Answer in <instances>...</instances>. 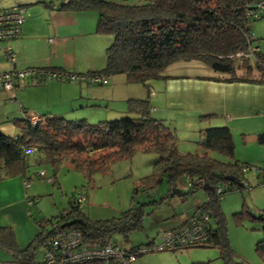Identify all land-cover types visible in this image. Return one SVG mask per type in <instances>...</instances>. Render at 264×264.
Returning a JSON list of instances; mask_svg holds the SVG:
<instances>
[{"label": "trees", "instance_id": "trees-1", "mask_svg": "<svg viewBox=\"0 0 264 264\" xmlns=\"http://www.w3.org/2000/svg\"><path fill=\"white\" fill-rule=\"evenodd\" d=\"M262 1L145 0L142 3H122L113 0H63L58 9L95 11L98 17L96 32L111 36L105 50L104 66L93 72L124 73L129 80L148 88L150 79L162 76V70L179 59L203 61L218 72L219 76L213 77L217 80L264 83V52L258 45H255L258 53L254 57L235 55L238 51L247 52L248 47L254 45L252 41L256 37L252 24L264 15V9L259 7ZM127 103L128 115L97 123L44 113L38 115L41 119L33 124L25 116L29 110H24L22 118L12 120L19 131L16 137L0 131V179L26 177L24 146H35V163L57 166L67 162L88 178L93 172L106 169L111 162L129 158L138 151L155 153L157 158L153 171L141 179L144 183L151 182L147 185L160 182L165 177L171 189L183 178H203L205 184L212 187L205 189L206 199L197 207L210 215L209 238L203 243L187 244L172 251L193 246H217L226 264H245L231 262L220 208V199L225 192L245 186L242 163L234 159L230 128L226 125L203 127L199 139L202 149L199 152H180L175 132L151 115L148 98H130ZM210 118L206 115L200 120ZM257 140L264 144V133H259ZM211 152L222 154L227 160L218 159ZM226 175L235 176L241 184L227 180ZM217 186L222 188L220 192L215 191ZM197 188L200 187L195 184L189 187L192 190ZM241 214L237 213L238 216ZM141 215L139 209L132 207L116 217L92 221L71 197L68 207L58 216L51 219L33 217L39 231L25 248L18 246L11 227L0 226V248L12 257L3 261L34 260L36 247L44 245L54 231L53 223L60 227L63 221L79 217L83 222L71 226L80 230L84 243L117 244L111 242L112 233L119 231L127 236L130 230L140 225ZM259 219L264 221V218ZM152 241L155 239L142 245ZM257 249L264 251V242L257 243Z\"/></svg>", "mask_w": 264, "mask_h": 264}, {"label": "rangeland", "instance_id": "rangeland-1", "mask_svg": "<svg viewBox=\"0 0 264 264\" xmlns=\"http://www.w3.org/2000/svg\"><path fill=\"white\" fill-rule=\"evenodd\" d=\"M61 1L63 0H0V9L21 5L25 19L34 18L35 29L43 31L47 13L50 10H58ZM113 1L142 3L145 0ZM91 11L97 17V13ZM253 24L254 30L258 32V29L262 28L261 31L264 32V15ZM257 32L256 36L259 34ZM92 37H99L100 47L96 44V49L99 48L100 51L105 52L111 42V40L109 41L111 36L109 34L87 35L84 39L88 41V45L89 41L92 42ZM95 41L93 39V42ZM252 44L259 45L260 49L264 50V35L257 37L252 41ZM162 72L193 75L218 73L203 61L196 59L175 60L169 63ZM155 81L157 80L150 79L148 81V87L150 86L152 90H157L159 87ZM72 83H81V97L72 99L70 96L65 99L58 94L52 95V100L62 102L61 108L65 110L66 114H76L77 112L84 114L74 118H71L70 115H63L64 118L71 120L85 118L89 123H97L120 118L128 115V99L148 98L147 87L140 82L129 80L124 73L110 74V83L107 84L88 85L83 81ZM150 105L153 106V103L151 102ZM151 115L160 119L165 126L175 132L177 149L180 152H199L202 149L199 145L200 127L194 124L192 128L195 129L190 130L182 127L181 130H178L169 117H163L164 114L151 109ZM181 148L186 149L184 151ZM211 154L218 159L227 160V157L222 154L216 152H211ZM36 156V151L27 156L33 157L32 164L26 168L27 188L22 184L12 187L14 195L18 198L33 199L34 203L30 204V207L28 206L32 217L51 219L58 216L60 211L68 207L70 198L81 191L85 193V200L81 202V208L92 221L116 217L132 207L139 209L142 215L138 227L130 230L127 236L119 231L112 233L111 242L125 248L145 244L151 239L158 240L161 229L171 228L179 221L178 216L182 217L192 212L198 204L205 200L204 189H189L185 178L179 180L177 185L181 191L185 192L181 196L171 194L165 177L160 182H154L151 185H147L151 182H142L141 179L153 171L157 158L155 153L138 151L129 158L111 162L106 169L93 172L89 178L67 162L57 166H52L50 163L37 164L34 161ZM258 160L261 164H255L256 166L253 167L260 168L264 172V155ZM40 171H43L42 175H39ZM49 177H52L53 180L49 181ZM242 181L245 184L244 187L228 190L220 199L229 256L232 263L264 264V251L257 249V243L264 242V221L258 218L259 215H264V177L251 168L243 172ZM6 188L8 187H3V189ZM241 212L243 214L238 216L237 213ZM43 252L44 247L38 245L35 249L36 257H39ZM3 255L4 252L0 250V259L3 258ZM129 264L226 263L220 256V249L217 246H193L176 251L146 252L137 256Z\"/></svg>", "mask_w": 264, "mask_h": 264}, {"label": "crops", "instance_id": "crops-1", "mask_svg": "<svg viewBox=\"0 0 264 264\" xmlns=\"http://www.w3.org/2000/svg\"><path fill=\"white\" fill-rule=\"evenodd\" d=\"M97 19L91 10H50L44 30L37 31L35 19L29 17L26 20L24 17L20 35L0 41V72L26 67L59 68L76 73L101 69L105 63V52L96 49V44L100 47L99 37H92L89 45L84 39L87 35L102 34L96 32ZM253 28L254 24L252 31L256 38L264 35L262 28L258 32ZM256 32L259 33L257 36ZM93 39L96 41L93 42ZM7 46L14 53L12 62L2 50ZM259 50L264 51L260 47ZM161 74L154 78L159 85L157 90H152L150 86L147 88V97L152 100H149L150 104L153 103L152 110L164 114L165 118L169 117L178 130L182 127L195 129L192 128L194 124L200 128L226 125L233 137L234 159L250 166L261 164L258 159L264 155V144L258 142L257 135L264 133V83L217 80L213 78L219 76L217 73ZM80 85L54 80L30 84V80H27L24 88L15 90L14 101L8 100V92L0 91V131L16 137L19 131L12 120L22 118L24 110L36 115L48 113L63 116L66 112L61 108L62 102L52 100V95L58 94L65 99L70 96L72 99L81 97ZM66 115L74 118L84 114L77 112ZM206 115L211 118L201 121L200 117ZM181 149L185 151L186 148ZM25 161L28 167L33 157H27ZM25 180L26 177L22 176L0 179V226L14 230L20 248H25L39 231L28 208L30 204L26 199L15 196L12 191L13 186L24 185ZM48 180L53 179L49 177ZM204 195L206 199L205 189ZM186 215L178 216L179 221L172 227L179 225ZM0 250L4 252L0 261L12 259L9 253ZM40 256L34 254L33 259H39Z\"/></svg>", "mask_w": 264, "mask_h": 264}, {"label": "built area", "instance_id": "built-area-1", "mask_svg": "<svg viewBox=\"0 0 264 264\" xmlns=\"http://www.w3.org/2000/svg\"><path fill=\"white\" fill-rule=\"evenodd\" d=\"M264 9V1L259 4ZM24 10L21 5H13L9 8L0 9V41L9 40L20 34V26L24 21ZM254 37L253 34L250 35ZM51 40V39H49ZM5 57L9 61H14V53L10 46L2 48ZM258 53V47L250 45L247 52L238 51L236 56L254 57ZM30 84H43L49 80L86 82L88 85L107 84L110 81V74L104 72L76 73L59 68L26 67L24 69L12 68L8 71L0 72V91L8 92V100H15V90L24 88L26 81ZM26 118L33 124L37 123L41 117L32 113L25 112ZM27 156L36 151L35 146L22 147ZM253 168L264 177V172L260 168L247 164H241L242 172ZM43 171L39 172L42 175ZM195 184L202 187L205 184L203 178H187L188 187ZM24 186L28 182L24 181ZM221 187L215 188L216 192L221 191ZM74 201L81 208V202L85 200V193L78 192ZM33 199H28L27 203L32 204ZM198 207V206H197ZM195 208L187 217L174 228H163L160 231L158 240L152 241L148 245H142L134 249L125 248L119 244L107 243L105 245H89L82 240L81 232L74 226L57 227L52 224L54 231L47 237L44 244V252L39 259L29 261H0V264H96L104 262L106 264L115 262L117 264H129L134 261L139 253L174 250L187 244L203 243L209 238L211 229L210 215L200 208Z\"/></svg>", "mask_w": 264, "mask_h": 264}, {"label": "water", "instance_id": "water-1", "mask_svg": "<svg viewBox=\"0 0 264 264\" xmlns=\"http://www.w3.org/2000/svg\"><path fill=\"white\" fill-rule=\"evenodd\" d=\"M225 178L227 180L233 181L234 183H236L238 185L241 184L240 180L238 178H236L235 176L226 175ZM202 188L203 189H207V188L211 189L212 187L208 184H204ZM171 194L181 196V195L185 194V192L181 191L177 186H172L171 187ZM258 218H264V216L259 215ZM82 222H83V220L81 218L75 217V218H71L69 220L63 221L60 226L66 227V226H70V225L75 224V223H82Z\"/></svg>", "mask_w": 264, "mask_h": 264}, {"label": "clouds", "instance_id": "clouds-1", "mask_svg": "<svg viewBox=\"0 0 264 264\" xmlns=\"http://www.w3.org/2000/svg\"><path fill=\"white\" fill-rule=\"evenodd\" d=\"M242 164H244V163H242ZM203 187V186H202ZM202 187H200V188H202ZM74 197V196H73Z\"/></svg>", "mask_w": 264, "mask_h": 264}]
</instances>
